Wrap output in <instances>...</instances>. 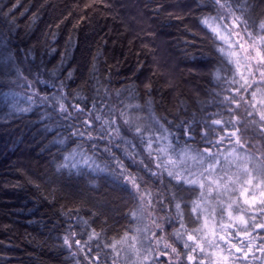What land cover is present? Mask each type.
<instances>
[{
  "label": "snow or ice",
  "instance_id": "6c2138e0",
  "mask_svg": "<svg viewBox=\"0 0 264 264\" xmlns=\"http://www.w3.org/2000/svg\"><path fill=\"white\" fill-rule=\"evenodd\" d=\"M16 7L13 0L0 6V119L38 110L52 134L47 150L58 153L47 195L68 192L71 204L90 205L87 219L78 207H62L66 219L54 228L63 264H264V0H137L131 16L112 0L65 5L57 21L90 23L102 9L119 17L138 48L130 71L140 84L113 90L96 77L98 45L88 95L72 87L75 69L64 67L72 36L49 68L36 46L15 43ZM165 14L179 22L194 17L210 43V55L190 58L209 87L196 85L188 98L176 93L171 70V99L154 86L166 65L155 30L142 25ZM191 35L186 43L195 49L203 38ZM44 36L47 53L56 51L57 31ZM85 188L100 195L85 197ZM0 249V264H11V244Z\"/></svg>",
  "mask_w": 264,
  "mask_h": 264
},
{
  "label": "trees",
  "instance_id": "16d2710c",
  "mask_svg": "<svg viewBox=\"0 0 264 264\" xmlns=\"http://www.w3.org/2000/svg\"><path fill=\"white\" fill-rule=\"evenodd\" d=\"M8 0H0V6ZM17 7L13 9L18 28L14 31V41L21 49L36 46L44 52V60L49 68L60 61L59 53L65 51V41L72 36L74 47L71 50L72 58L66 62L65 68L72 67L74 80L72 87L78 85L88 95V89L93 86L90 78L89 62L97 53L99 45L103 53L96 61V77L100 86L113 90L131 86L135 80L130 68L135 65L136 57L132 54L138 48L129 45L132 39L121 24L119 17L113 14L97 11L101 15L90 13L91 22L78 21V17H67L57 21V17L64 11L65 5L81 3L82 0H13ZM170 4H179L183 0H166ZM116 11L120 15H134L137 0H112ZM127 5L121 10V5ZM77 11L74 9V12ZM170 12L179 13V8L169 9ZM58 24V27H57ZM151 25L156 32L158 54L165 69L158 72L155 88L161 93H167L169 99L173 93L166 83L167 71L171 70L175 76L176 93H183L184 98L193 94L196 85L209 87L203 70H193L190 58L199 56L201 52L210 55V43L205 34L195 27V18L179 22L169 20L165 14L158 23L148 20L147 27ZM3 24L0 23V28ZM51 29L58 33L57 42L51 47L56 51L47 53L44 34ZM139 30V29H137ZM192 32H196L202 40H197L198 47L193 49L186 41H192ZM138 44L139 41H135ZM50 61V63H49ZM111 69L108 71V69ZM195 71V76L190 74ZM110 80L111 83L106 81ZM203 97V93H201ZM159 100V96H157ZM46 120L42 121L38 110L21 117L0 119V242L11 244L13 251L10 253L11 264H63L66 253H62L55 246V237L58 231L54 225H59L63 206L68 209L79 208V214L87 219L86 213L89 204L73 205L68 192L56 194L55 200L47 195V181L51 176L50 161L52 155H58L55 149L51 153L47 150L52 139L50 131L45 130ZM65 135L63 129H58ZM28 181H32L29 183ZM11 182V183H7ZM36 184L40 190L37 191ZM105 189H101L104 192ZM84 195L97 196L100 193ZM47 197V199H45ZM63 197V198H62ZM117 219H119L117 217ZM120 223H124L121 221ZM116 228L120 224L114 225ZM2 250V249H0Z\"/></svg>",
  "mask_w": 264,
  "mask_h": 264
}]
</instances>
